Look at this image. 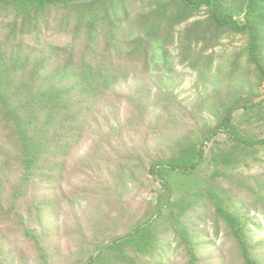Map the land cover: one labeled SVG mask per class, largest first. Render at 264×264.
I'll return each instance as SVG.
<instances>
[{
  "label": "rangeland",
  "instance_id": "1",
  "mask_svg": "<svg viewBox=\"0 0 264 264\" xmlns=\"http://www.w3.org/2000/svg\"><path fill=\"white\" fill-rule=\"evenodd\" d=\"M126 1L130 16L149 8L145 0ZM234 19L242 22L243 16L235 13ZM7 23L0 17V41ZM207 24L203 8L177 26L174 42L166 47L167 65L152 66L149 74L129 76L109 90L65 157L62 173L26 190L17 203V216L21 214L25 226L39 236L43 257L24 236L16 214L8 210L20 168L0 119L1 264H85L98 250L133 232L155 212L162 192L160 181L147 174L150 160H168L190 143L200 144L232 102L238 109L232 114L231 134L246 141L264 139V82L260 83L249 59L248 38L218 33ZM189 30L200 38L191 46L194 67L183 60L180 49ZM70 42L69 34L52 30L23 39L26 45ZM261 59L264 70V45ZM202 150L203 161L193 174L169 178L172 201L182 200L190 209L186 218L199 244L200 264H241L226 226L214 218L208 201L192 200L202 191L216 192L233 213L252 219L247 222L249 235L264 262V214L248 192L253 188L258 192L264 184V146H244L220 133ZM118 156L139 161L123 164ZM199 209H205L203 216ZM168 223L157 222L154 234L162 235ZM169 235L170 240L173 235ZM178 246L171 241L161 259L140 260L129 249L124 253L133 264H185L186 256ZM106 261L123 264L113 253Z\"/></svg>",
  "mask_w": 264,
  "mask_h": 264
},
{
  "label": "trees",
  "instance_id": "2",
  "mask_svg": "<svg viewBox=\"0 0 264 264\" xmlns=\"http://www.w3.org/2000/svg\"><path fill=\"white\" fill-rule=\"evenodd\" d=\"M145 1L148 10L130 16L126 0H0V17L8 20L5 36L0 41V119L20 168L8 210L16 214L24 236L33 241L42 257L39 236L25 226L21 214L17 216V203L24 199L30 186L62 173L65 157L109 90L129 76L149 74L152 66L167 65L166 47L174 42L177 26L204 8L206 27L218 33L245 34L249 59L260 83L264 82L261 64L264 0ZM235 13L243 16L242 22L234 19ZM43 30L69 34L71 42L65 46L23 43L26 35ZM193 33L189 30L180 45L182 58L191 67L196 63L191 46L200 39ZM237 109L235 102L227 105L217 124L203 134L200 144L190 143L168 160H150L147 174L160 181L162 188L155 212L133 232L98 250L85 264H106L112 253L123 264H133L126 258L124 249L132 250L140 260L161 259L173 240L182 248L185 264H200L199 244L186 218L190 209L182 200L172 201L169 178L193 174L203 161L204 144L220 133L229 134L244 146H264V139L246 141L231 134L232 114ZM117 159L123 164L139 161L132 156ZM259 186L258 192L255 188L248 192L264 214V184ZM195 195L192 200L196 204L207 200L214 218L226 226L241 264H264L249 235L247 222L252 219L233 213L216 192L202 191ZM198 212L203 216L205 209ZM164 221H169L168 229L162 235H155L157 222ZM169 233L173 235L170 240Z\"/></svg>",
  "mask_w": 264,
  "mask_h": 264
}]
</instances>
